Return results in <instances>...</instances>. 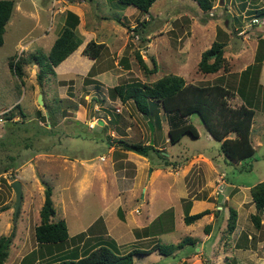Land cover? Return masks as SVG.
<instances>
[{
  "label": "rangeland",
  "instance_id": "1",
  "mask_svg": "<svg viewBox=\"0 0 264 264\" xmlns=\"http://www.w3.org/2000/svg\"><path fill=\"white\" fill-rule=\"evenodd\" d=\"M14 1H18L19 9L15 10V7L12 9L10 18L5 25L3 43L0 46V110L12 109L11 113H14L12 117H15V119H7V116H4L6 123L3 122L0 125V165L10 163V161L13 163L11 159L6 158V155L16 154L14 164L11 163L12 168L3 173L4 179L0 180V234L7 235L12 229L15 230L5 264H20L22 257L36 245L33 226L39 221L37 210L44 201V187L47 184L52 187V199L56 210L53 219L64 218L70 235L77 233L81 228H86V225L103 214L105 207L112 208L111 214L120 218L125 214L129 217L127 212L130 210H133V213L140 211L139 214H142L148 213L151 209L158 211L162 208L161 202L166 200L164 194L157 198L155 207L148 202L149 197L142 194L143 191L149 193V186L145 190L142 189L146 184L150 168L148 164L143 163L145 155H138L139 153L125 151V149L115 146L114 149L109 150L108 137L115 141L114 144L118 143L119 138L143 142L148 140V143L153 142L157 147L164 148L163 151H160V157L190 160L200 151L204 157L199 158L204 159L208 156L210 161L217 162V172L224 171V179L228 184L220 186L219 190L217 184L212 186L205 184L199 190V195L212 194L211 200L220 205L214 213L219 219L217 227H222L221 230H218L215 226L214 231L218 233V238L214 245L207 248L208 257H206L211 259L210 264H221L223 260L226 264H242V262L244 264H259L262 260L260 264H264V212H260L256 208L249 189L250 186L264 180V124L262 128L254 127V130L259 129L258 143H256L254 133L250 136L255 148L253 155L241 161H234L223 155L218 141L213 139L205 129L197 112L188 114L185 119L195 125L199 132L198 137L185 134L179 142L171 144L166 141L167 125H169L166 124L167 114L160 116L159 113L160 119L165 120L166 127L160 121V124L151 130L147 116L144 118L135 108L131 99L121 103L112 101L110 102L112 106L109 105L111 109L108 106L105 107L109 108L105 110L112 118L109 120L110 125L106 123L104 126L97 121L93 127H89L88 123H77V121L70 123L71 121H67V118L61 124L48 129L51 132L47 134L43 131L44 127H49V122L45 119V112L42 114V111H45L46 104L49 105L48 101H50V106L55 105L53 97L56 99L57 94L53 90L55 86L53 79H44L40 89L43 94V104L38 102L39 86L37 77L34 75V68L37 66L36 63L33 65L32 59L33 55L48 53L53 40L65 25L62 18L72 1ZM263 1L214 0L209 11L200 9L194 0H155L147 12L132 5L121 4L117 0H79L81 3L75 2L71 8L73 11L79 12L80 18H83V29L85 27L91 29L96 36L104 37L108 44L110 41H114L115 35L111 28L113 25H120L118 26L120 32L124 28L130 34L132 39H127L124 56L128 55L127 58L131 59L134 71H131V75L124 81L152 82L163 75L176 74L182 76L186 82L200 86L222 85L225 82L229 87L227 91H234L233 96L235 97L227 94L225 97L227 104L236 107L240 104L239 101H248L256 109V117H263L264 109L257 104L258 99L255 97V91L259 84L258 68L260 66L258 64L254 67L255 73L252 71V77L246 74L240 77L238 72L225 76L222 68L215 73H203L197 68L202 52L209 48L214 40L223 42L222 54L227 60L226 67L231 68L232 72L245 64L256 63V60L262 55L264 37L256 35L254 30L264 31V16L256 15L254 11L263 4ZM141 17H146L144 25H141L137 19ZM253 17L259 18L260 21L252 22ZM117 19H123L126 25L122 26L117 22ZM130 27H134V31ZM239 32L244 33V41L238 47H234L231 44L232 35ZM41 34L44 36H41L38 42L28 45L29 41H36L35 37ZM142 34L145 36L144 39H139ZM78 36L80 37V35ZM226 43L228 44L226 45ZM136 47H138V51L140 50L139 53L146 66L148 68L156 67L154 72L144 69L132 50ZM23 49L26 51L22 53ZM28 57L30 60L25 63L30 66L25 69V71L27 70L26 74L25 72L16 73L15 63ZM234 75L238 77L237 80ZM261 80L264 82V62ZM109 89L111 88L109 87ZM74 96L70 99L65 98L59 105V108L63 107V110H59L58 117L60 119L63 114L70 113L72 115L74 109L70 107H73V102L77 103L80 98H83L79 87ZM92 102L93 99L89 97L88 102L85 103L90 111L95 110L93 109L95 103ZM98 104L100 106V102ZM67 107H69L68 111ZM100 109H102L101 106ZM22 111L24 115L21 114ZM7 112L10 115V111ZM117 113L122 118H117L115 121L113 116H117ZM3 124L5 125L3 126ZM26 142H30V144L26 145ZM150 153L152 156L148 157L151 161L152 157L157 158L154 151ZM100 155H103L104 159H100ZM80 159L93 163L96 169H102L104 177L101 178V182L105 184V193L100 194L101 182H99L97 174L96 177L90 178V187L82 190L85 191L84 194L79 190L81 188L78 182L79 173L72 175L70 160L76 161V164L79 165ZM206 166L207 163L203 165V168L206 169ZM14 167L16 168L14 169ZM136 172L139 176L135 178L137 181L131 189L138 188V184L141 186L138 188L137 194L131 195L130 199V181L134 175H137ZM217 172L213 173L217 175ZM108 176L109 179H107ZM15 178L19 179L22 185L20 210L16 216H14L16 198L10 184ZM158 178L150 184V187L156 191L154 194H161L163 191L161 189L163 182L161 177ZM203 180H207V174H204ZM203 180L198 179V182L201 184ZM109 181H112V184L116 182L117 185H120L121 189L118 188L116 192L122 193H109V189H115L109 185V189L107 188ZM181 190L179 188L175 194L180 193ZM219 192L224 194L222 199L227 194L238 195L235 196V202L227 199L225 202L227 208H223L222 199L220 202L218 201ZM69 194L72 195L73 200L69 199ZM240 199H242V203ZM228 205L231 206L228 207ZM119 207L121 209L118 210ZM230 207L237 211V218L236 226L229 234L226 230L222 232V229H225L224 221L228 217ZM253 214L258 215V223L253 219ZM167 217L168 214H164V219L160 217L154 224L160 222L161 219H163V224L164 222L168 223ZM176 220L175 230L161 233L158 236V241L169 243L181 238V235L182 237L187 234L197 237L203 235L202 225L205 221L200 222L199 225H196L198 223L195 222L193 227L188 229V224L182 218L178 217ZM124 224L127 225V223ZM83 232L82 243L77 242L79 250L90 248L98 238L109 237L104 227L96 229L94 225ZM221 235L228 238L227 245L220 243ZM233 237L237 238L235 245L232 242ZM66 242L69 244L68 241L41 243L37 246L38 249L35 250V253H30V257L37 253L45 255L54 253V255L60 256L64 254L61 251ZM221 245H223V249H221L223 252L218 251L219 247H222ZM183 248L191 250L192 246L185 245ZM155 251L157 253L145 256L142 262L149 259L146 264L149 262L151 264H169L174 261L173 258L177 259V255L174 257L172 255L164 256L160 255L158 250ZM226 251L228 255L224 258L223 253ZM217 253H222V259L215 262L216 258L212 257ZM26 261H29V257ZM212 261L214 262L212 263ZM203 262L205 260L199 255L197 258L187 260L186 264H202ZM35 263L40 264L39 261ZM181 263L178 262V264Z\"/></svg>",
  "mask_w": 264,
  "mask_h": 264
},
{
  "label": "crops",
  "instance_id": "2",
  "mask_svg": "<svg viewBox=\"0 0 264 264\" xmlns=\"http://www.w3.org/2000/svg\"><path fill=\"white\" fill-rule=\"evenodd\" d=\"M70 1H72L71 2L72 4H70V6H68V8H67V10H70V11H73V8H71V6L73 7V4L75 2L81 3V2H79V0H70ZM81 1H86V0H81ZM13 2H14L13 8L15 7V10H18L19 9L18 1L15 2L13 0ZM43 2L45 3V1H43ZM73 12L75 14H78V23L75 26V30L77 31L78 35H80V37H81L80 43L78 44V46L74 50H72L59 63H57L56 65H53V72L47 73V75L44 77V79H49V78L53 79V84L55 85L53 90L57 94V98L55 99L53 97V100H55L54 106H56L58 108V110H63V107L59 108V105H61L63 103L65 98L70 99V98L75 97L74 94L76 93V90L78 87H79L81 96L83 98H80L77 103L73 102V107H70V108L74 109L72 112V115L69 113L66 116L62 117L60 120H58L56 125L61 124L63 121L67 120V118H68L67 121H71L70 123L75 122V121H77V123H82V122L88 123L90 120H93V119H96L97 121L99 119H101L103 121V124L104 123L109 124V120L112 118L106 112V110L109 108H105V107L108 106L111 109L112 105L110 102H112V101H117V103L122 102L119 97H117V96L113 97L110 95L109 87L111 88V87H113L119 83L128 84V83H131L133 81H137V80H125L124 81V79L126 77L131 75L130 72L134 71L132 68V65H131V59L127 58L128 55L124 56V51L127 47V45H126L127 39H132V37L130 36V34H128V32L124 28H123L122 32H120L121 30H120V28H118V26H120V25H113V26H111V28H112L113 33L115 35L114 41H110V43L108 44L107 41H105L104 37L96 36V34H94L91 31V29H89L87 27H85L83 29V24H82V22L84 23L83 18H80V16H79L80 14H79V12H76V10H74ZM65 14H66V12H65ZM36 16L38 18V15H36ZM137 19L139 20V22L145 21L146 17L145 18L141 17V18H137ZM62 20H63V22L65 21V16H63ZM121 21H123L124 24L126 25V22L123 19H121ZM117 22L119 24H121L122 26H125L122 23H120L119 21H117ZM133 28L134 27H132V28L130 27L131 30H133ZM255 31H257V30L255 29L254 32ZM143 35L144 34L139 36L140 37L139 39H144L145 36H143ZM262 35L264 37V34H262ZM41 36H44V34H41V35H38L37 37H35L37 39L36 41H29L28 45L29 44L31 45L33 42H38L41 39ZM136 36H137V34H136ZM91 40L103 44V47H102L100 53L96 57H92V56L85 54L83 52V48L86 46L87 42L91 41ZM243 41H244V37L242 35V42L241 43H243ZM44 43H46V42H44ZM25 45H27V44H25ZM26 49H23L22 53L25 52ZM132 50H134V54L136 55V51H138V47H136L134 49L132 48ZM32 60L34 62L33 65L36 63V66H37V68H34L35 69L34 75H37V73L39 72V66H38L39 64L37 62H35L34 59H32ZM143 62H144V60H143ZM263 62H264V55H263L262 62L260 64V68L262 67V70H263ZM23 64H25V65L22 66L21 71L25 72V74H26L27 70L25 71V69H27L30 65H27L28 63H25V62ZM260 68L258 71L259 84H258V89L255 91V97L258 99L257 104L262 106L264 109V82L261 80L262 70H260ZM246 69H247L246 64L243 67H240L238 70H234L233 72L231 71V68L230 69L222 68L223 74H225V76H227V74H229V73L238 72V74L240 73V77H242V73ZM219 70H221V68ZM213 73H215V72H213ZM234 77H235V80L238 79L237 76L234 75ZM44 79L42 80L43 81L42 83L40 82L41 87L44 83ZM146 82H148V81H146ZM222 86L226 89L229 88L225 82L222 84ZM233 95H234V91H233ZM42 97H43V94H42ZM89 97H91V99H93L92 103H95L93 106V107H95V108H93V109H95V110H93L94 112L90 111V108L88 109V107L85 106V103L88 102ZM98 99H99V101H98ZM98 102H100V106L102 109H100ZM48 103L50 105V101H48ZM239 103L240 104L244 103L254 110V114L252 117V123H251L250 136L252 133H254L255 139L257 140V136L259 134V129L254 130V127L258 126V127L262 128V126L264 124V115H263V117H259V116L256 117V115H257L256 109L254 108L253 105H250L251 104L250 102L247 103V101L245 102L242 100V102L239 101ZM109 105H111V106H109ZM68 108L69 107H67V111L69 110ZM117 110H118V106H117ZM44 112L45 111L43 110L42 114ZM159 113H160V116L165 114V112L162 109H160ZM69 118H71V119H69ZM117 118L121 119L122 116L120 117V115L117 113V116H113V119L115 121H117ZM152 119L155 120V117H153ZM161 123L165 127H166V124H168L167 122L165 124V120H163V121L161 120ZM168 127H169V125H167V129H168ZM205 129H206V127H205ZM111 133H112V130H111ZM208 133H209V131H208ZM198 135H199V132H198ZM168 138L169 137L167 135V137H166L167 142H168ZM108 141H109V150H112L115 147H118L120 149L122 148L121 143L118 142V143L114 144L113 142H115V141L111 140V138ZM147 141H146V143H148ZM256 143H258V140ZM218 144H219V142H218ZM252 144H253V142H252ZM253 147H254V144H253ZM158 148H163V147L160 146ZM125 151H127V150L125 149ZM129 151L134 152L131 150H129ZM134 153H136V152H134ZM138 155H140V154H138ZM199 157H204V155L201 154L200 151H198V153L193 158H191L190 160H183V159L174 160L173 158L169 157L168 160L170 162H172V164L163 165L162 163L164 162V160L155 159L153 162L149 159L148 156H144L145 161L143 163L145 165L148 164V166L150 168H149V172L147 174L146 184L142 189L145 190L149 186V193H146L145 191H143L142 194L144 196H146L147 198L149 197L148 202L151 203L154 207H155V203L157 201V198L160 195L164 194V196H166V198H164V199H166V200H164V202H161L162 208L160 207L161 209H159L158 211L151 209L150 211H148V213L145 212L142 214H139L140 211H138V213H133V210H130L127 212V214H129V217H128V215L125 214L120 218V217L113 216L111 214L112 208L105 207L103 214L96 217L97 219H95L93 222L91 221V223L86 225V228H81L78 232H80V231L83 232L84 230H87V228L90 227L91 225L92 226L94 225V227H96V229H100V228L104 227L107 231L106 234L109 237L104 238V239L98 238L94 243L91 244L90 248H83L82 250L78 249L79 255H82L84 250L94 248L98 244V242L101 240H103L105 242L108 241V244L109 243L113 244L112 246L115 247V250L118 253H125V252H127L133 248H142V249L149 248L153 244L160 242V241H158V239H159L158 236H160L161 233L166 232V231H174L175 230L176 221H177L176 218L180 217L184 221L185 212H187L188 214H193V213H197V212L206 210V212L203 213L197 220H195L191 223H186L184 221L186 224H188V226H187L188 229L193 227V224L195 222L198 223L196 225H199L200 222L205 221L204 224L202 225L203 226V235H200V237L199 236L198 237L192 236V235H188V234L184 235L182 237V235H181V238L175 240L174 242H169V243H173V244H178V242L181 241L185 236H191V237L195 238L196 246H194L191 250H184L183 247L185 245H188V244H185L182 248L177 246L175 248V250L173 251V253H171L169 255H172L173 257L177 255V259L173 258L174 261L172 263H174V264H178V262H182V263L185 262V264H186L187 260L197 258L199 255H201V258L203 260L207 261L208 264H210L211 262H209V261L211 259L207 258L208 257L207 256L208 255L207 248L208 247L210 248L212 245H214V243L216 242V240L218 238V233H216L214 230H215V226L217 227L216 224L219 222V219H218V216H216V214L214 213V211L216 209H219L220 205L211 200L210 197L212 194H201V195H199V190L205 184H211V186L213 184H217L218 185L217 189L219 190L220 186L223 187L228 183H227L226 179H224V171L217 172V170H218L217 169V165H218L217 162H216L217 163L216 164L213 160L210 161L208 156H206L204 159H201ZM70 161H71L70 164H72L71 169L73 170L72 175L74 176L77 173H79L78 175L80 178H79L78 182L80 183V186H81V188L79 190L81 192H83V194L85 191H82V190L90 187V182H89L90 178L96 177V174H97V178H98L99 182H101V178L104 177V172L102 171V169H96L95 166L93 165V163H88L85 159H80L79 165L76 164V161H73V160H70ZM140 162H142V161L140 160ZM205 163H207L206 169L203 168V165H205ZM148 166H146V167H148ZM76 169H78L79 171H75ZM213 172H217V175H215ZM109 173H110V171H109ZM136 174L137 175L133 176L132 181H130L131 182L130 192H129L130 199H131V195L137 194V190L141 186V185L139 186V184H138V188L134 187L133 189H131L133 187V185L135 184V181H137V179H135V178L139 176L138 172H136ZM204 174H207V180H203ZM158 177H161V181L163 182V184H162L163 187H161V189H163V191H161V194H159V193L154 194L156 191L150 187L151 186L150 184L154 183L157 179H159ZM107 179H109V176ZM198 179L203 180V182L200 184L198 182ZM108 185L115 187V189L110 190L108 188ZM107 188L109 189V193H111V194H121L122 193L121 191H120L121 193L116 192V191H118V188L121 189L120 185H117L116 182H114L112 184V181H109L107 184ZM179 188L182 189L181 192L178 194H175V192H178ZM100 189H101L100 194L105 193V184H103L102 182L100 184ZM218 190H216V191L218 192ZM145 194H148V195H145ZM236 195H238V194H232V195L227 194V195H225L226 198L223 197V199H222L223 208L224 207L227 208V206H225V202L227 201V199H228V201L233 202ZM69 199L73 200L71 194H69ZM137 199H138V197H137ZM240 202L242 203V199H240ZM240 202H238V203H240ZM231 205H232V203H231ZM231 205H228V207ZM221 207H222V205H221ZM119 209H121V208L119 207L118 210ZM37 213L39 215V209L37 210ZM164 214H168V217H167L168 223L164 222V224H163L162 221L164 219ZM160 217L163 219L159 220L160 222H157L156 224H154V222ZM38 222L39 221H37V223ZM37 223H35V225ZM124 223H127V225L125 226ZM207 224H210L209 229H206V227H205ZM34 226H33V231H34ZM221 227L220 228L217 227L218 230L219 229L221 230ZM222 232H223V229H222ZM77 233H75V234H77ZM75 234H72L69 236V238L67 239L69 244L66 242V244H65V246L61 252H64V250L71 248L72 244L76 243L78 246L79 243H82L81 238L78 240L73 239L72 236H74ZM222 235H223V233H222ZM222 235H221L220 243L227 245L226 243H227L228 238L224 237V236L222 237ZM236 240H237V238L233 237L232 242L234 243V245L236 243ZM35 241H36V245L34 246V248H32L29 251V253H27L26 255H24L22 257L23 260L21 259L20 264H36L35 262H37V261H39L40 264H54L57 259H59L61 257H65L67 255L69 256V253L67 255L61 254L60 256L54 255V253L46 254V255L37 253V254L31 255L32 257H30V253H35V250L38 249L37 246H39L38 241L36 239H35ZM78 241H80V242L77 243ZM160 243H162V242H160ZM221 246L222 247H219L220 249L218 251L223 252V250H221V249H223V245H221ZM152 253H157V252L154 250V251H151L149 253H140V254L135 253L133 255V263H135V264H146V262H148L149 259H146L144 262H142L143 258H145V256L152 254ZM158 253L160 255H163L159 251H158ZM221 254L222 253H217V255L214 254V257H212V258L213 259L216 258L215 262L220 261V259H222ZM223 255L225 258L226 255H228V252L226 251L225 253H223ZM164 256H167V255H164ZM28 257H29V261H26V259ZM213 262L214 261H212V263ZM260 262H262V260ZM260 262H259V264H260ZM172 263H169V264H172ZM223 263H225L224 260H223V262H221V264H223ZM148 264H151V262H149ZM242 264H244V263L242 262Z\"/></svg>",
  "mask_w": 264,
  "mask_h": 264
},
{
  "label": "trees",
  "instance_id": "3",
  "mask_svg": "<svg viewBox=\"0 0 264 264\" xmlns=\"http://www.w3.org/2000/svg\"><path fill=\"white\" fill-rule=\"evenodd\" d=\"M117 1L121 4L132 5L147 12L150 5L155 0ZM194 1L203 11H209L214 3V0ZM13 6V0H0V46L3 43L5 25L10 18ZM254 12L256 15L264 16V1ZM117 20L124 25L121 19ZM64 23L65 25L54 39L48 53L45 55H33L34 61L40 66L36 77L41 83L47 73L53 72V65L59 63L80 43V37L75 30V26L78 23V15L73 11L67 10ZM144 23V21H140L141 25H144ZM223 46V42L214 40L210 47L202 52L197 68L203 73L216 72L220 68L228 69L226 67V58H224L222 54ZM102 47V43L91 40L87 42L86 46L83 48V52L92 57H96L100 53ZM263 53L264 47L261 53L262 55L256 60V63L253 62L247 65V69L242 75L246 74L249 77L253 76L252 71L255 73V65L258 64V66H260L264 55ZM212 55L214 56L210 58ZM136 57L146 71L154 72L156 67L153 66L152 68H148L146 63L143 62L139 51H136ZM29 60L30 58L28 57L22 60L20 59V62H16L14 65L16 73L19 74L22 72L23 63ZM109 91L111 96L119 97L122 102L131 99L135 108L143 116L146 115L147 120L152 121L153 128L160 124V109L167 113V122L169 124L167 135L169 137L168 142L171 144L179 142L185 134H190L192 137L198 136V130L195 125L191 122H187L185 119L188 114L197 112L212 138L219 142L220 151L225 157L234 161H241L252 156L255 151L250 138L254 110L244 103L236 107L227 104L225 97L227 94L233 96V92H228L229 90L227 91L221 84L200 86L195 83L186 82L180 75L166 74L152 82L133 81L128 84L119 83L111 87ZM242 95L244 94L242 93ZM247 103L249 102L247 101ZM7 111H10V115H8ZM7 111L4 114L7 116V119H15V117H12L14 116V113H11L13 112L12 109ZM59 113L60 111L56 106L46 104L45 119L48 120L49 127H44L43 132L50 134L51 130L48 129H52V127L57 124L60 119V117H58ZM21 114L24 115V112L22 111ZM61 116L64 117L66 114ZM153 117H155V120L152 119ZM4 123H6V121ZM4 125L5 124H3V126ZM103 125L105 126L106 123ZM107 139L109 140L110 138L108 137ZM117 141L121 143L123 149L131 150L145 156H152L150 152L154 151L155 156H157L156 159L164 160L162 163L163 165L172 164V162L168 160V157H160V151H163V148L156 147L153 142L129 141L125 138H119ZM29 144L30 142H26V145ZM6 158L11 159L13 163L10 161V163L0 165V180H2V178L4 179L3 173L12 168V164H14L16 159V154L6 155ZM154 160L155 158L152 157L153 162ZM15 168L16 167H14V169ZM249 189L251 191L252 200L255 201L256 208L260 212H264V180L250 186ZM19 210L20 207L17 212H19ZM205 212L206 210L193 214L185 212L184 221L186 223H191ZM55 213L56 210L52 199V187L50 184H47L44 187V201L39 208V222L34 226V236L39 244L65 242L69 238L70 234L66 221L64 218H59L57 220L53 219ZM252 217L255 222L258 223V215L253 214ZM236 218L237 211L233 207H230L228 217L224 221L226 226L223 231L226 230L227 233H232L236 226ZM205 227L209 229L210 224H207ZM83 234L84 232H79L75 234V237H72L78 240ZM14 235V229L7 235H0V264H5ZM185 244L191 245L193 248L196 246L195 238L185 236L178 244L157 242L149 248H133L125 253H118L115 247L112 246L113 244H108V241L105 242L101 240L94 248L84 250L82 255H79V246L75 244L62 252L65 255L69 253V256L67 255L57 259L54 264H134L133 255L135 253H149L157 249L163 255H169L173 253L177 246L182 248ZM203 264H208V262L205 261Z\"/></svg>",
  "mask_w": 264,
  "mask_h": 264
},
{
  "label": "water",
  "instance_id": "4",
  "mask_svg": "<svg viewBox=\"0 0 264 264\" xmlns=\"http://www.w3.org/2000/svg\"><path fill=\"white\" fill-rule=\"evenodd\" d=\"M255 32H256V35L264 34V31H261V30H257ZM241 42H242V35H240V34H233L232 35V39H231L232 46L238 47ZM38 86H39L38 102L40 104H43L42 93L40 91V89H41L40 82H38ZM144 116L146 117V115H144ZM98 123L103 124V121L101 119H99ZM148 125L150 126L151 130H153V124L150 120H148ZM10 184H11L13 192L15 193V198H16L15 202H14V216H16L17 209L19 207V203H20L21 197H22V185H21V181L17 178L13 179L10 182ZM222 195H223L222 192H219V194H218V201L219 202L222 199Z\"/></svg>",
  "mask_w": 264,
  "mask_h": 264
},
{
  "label": "built area",
  "instance_id": "5",
  "mask_svg": "<svg viewBox=\"0 0 264 264\" xmlns=\"http://www.w3.org/2000/svg\"><path fill=\"white\" fill-rule=\"evenodd\" d=\"M259 21L260 20L258 18H256V17L252 18V22H259ZM6 111H7V109H3V110L0 111V124L5 120L4 119V116H5L4 114H5ZM94 124H96V120L89 121V126L90 127H93ZM100 159H104V156L101 155Z\"/></svg>",
  "mask_w": 264,
  "mask_h": 264
},
{
  "label": "clouds",
  "instance_id": "6",
  "mask_svg": "<svg viewBox=\"0 0 264 264\" xmlns=\"http://www.w3.org/2000/svg\"><path fill=\"white\" fill-rule=\"evenodd\" d=\"M254 18V17H253ZM259 19V18H258ZM251 21H252V19H251ZM240 33H242V32H239L238 34H240ZM237 34V33H236ZM240 35H244V33H242V34H240ZM95 108V107H94ZM93 120H96V119H93ZM93 120H90V121H93ZM96 123H97V120H96ZM2 124V123H1ZM0 124V125H1ZM95 125V124H94ZM88 126H89V122H88ZM90 127V126H89Z\"/></svg>",
  "mask_w": 264,
  "mask_h": 264
},
{
  "label": "flooded vegetation",
  "instance_id": "7",
  "mask_svg": "<svg viewBox=\"0 0 264 264\" xmlns=\"http://www.w3.org/2000/svg\"><path fill=\"white\" fill-rule=\"evenodd\" d=\"M228 43H226V45H227Z\"/></svg>",
  "mask_w": 264,
  "mask_h": 264
}]
</instances>
